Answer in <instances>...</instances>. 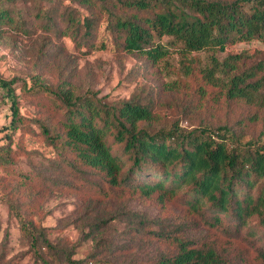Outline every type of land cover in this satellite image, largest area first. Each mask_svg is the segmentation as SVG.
I'll return each instance as SVG.
<instances>
[{"label":"rangeland","instance_id":"374dc122","mask_svg":"<svg viewBox=\"0 0 264 264\" xmlns=\"http://www.w3.org/2000/svg\"><path fill=\"white\" fill-rule=\"evenodd\" d=\"M35 1L17 0L15 6L30 14L38 6ZM51 8L58 29L64 26L60 14L65 11L94 14L96 20L87 43L79 46L69 36L52 31L44 20L27 34L0 30V75L13 79L18 107L16 127L11 130L8 100L0 88V264H68L67 254L81 261L76 264H152V256L172 247L150 232L177 224L181 226L177 235L214 246L227 264H264L263 208L258 209L261 215L245 218L236 232L233 213L220 214V224L213 225L210 212L203 209L207 204L200 212L192 211L183 188L162 201L109 188L98 173L78 165L45 139L41 127L50 134L60 131L64 108L40 90L67 89L103 102L134 97L151 106L156 116L153 129L174 123L183 130L226 125L243 140L264 144V107L227 98L223 85L203 76L212 57L221 61L245 51L248 57L239 61L237 69L254 64L264 54V41L254 38L187 54L170 48L151 62L144 55L126 52L114 34L105 32L97 3L86 6L61 0ZM100 42L104 46L95 49ZM214 76L225 78L218 72ZM263 191L264 179L256 178L240 194L246 192L255 200ZM15 214L45 234L55 246L52 255L45 246L33 252Z\"/></svg>","mask_w":264,"mask_h":264},{"label":"trees","instance_id":"16d2710c","mask_svg":"<svg viewBox=\"0 0 264 264\" xmlns=\"http://www.w3.org/2000/svg\"><path fill=\"white\" fill-rule=\"evenodd\" d=\"M16 1L0 0V30L27 34L44 20L52 31L69 36L76 46L87 43L91 36L94 14L62 12L64 26L58 29L50 12L51 5L61 0H39L47 6L36 0L38 6L30 14L18 9ZM68 1L86 6L97 3L104 15L105 32L114 34L126 52L144 55L151 62L166 55L170 48L187 54L222 49L254 38L264 41V0ZM162 38L166 40L162 42ZM103 46L100 42L95 49ZM246 57L245 51L227 55L221 61L212 57L203 76L213 84L223 85L227 98L264 107V54L254 64L238 70L239 61ZM214 72L225 78L214 76ZM12 84L13 79L0 75L11 130L18 118ZM40 90L58 99L64 108L60 131L50 134L45 126L41 127L45 139L71 155L78 165L98 173L109 188L136 192L145 199L155 196L159 201L183 188L192 211L200 212L207 204L203 209L210 212L213 225L220 224V214L233 213L236 232L245 218L262 214L258 209H264V191L253 200L246 192L241 195L240 189L251 188L256 178L264 179V144L243 140L241 134L226 125L183 130L174 123L153 129L156 116L151 106L134 97L103 102L91 94L73 95L67 89L44 86ZM15 216L33 252L45 246L52 255L55 246L45 234L20 215ZM180 230V224L170 230H150L172 247L171 251L152 256V264H227L214 246L198 245L187 236L177 235ZM261 256L264 258V251ZM64 260L68 264L81 262L69 254L64 255Z\"/></svg>","mask_w":264,"mask_h":264}]
</instances>
